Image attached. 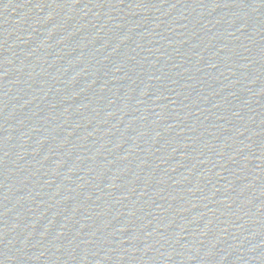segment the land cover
I'll return each instance as SVG.
<instances>
[{
    "label": "water",
    "instance_id": "obj_1",
    "mask_svg": "<svg viewBox=\"0 0 264 264\" xmlns=\"http://www.w3.org/2000/svg\"><path fill=\"white\" fill-rule=\"evenodd\" d=\"M0 264H264V0H0Z\"/></svg>",
    "mask_w": 264,
    "mask_h": 264
}]
</instances>
